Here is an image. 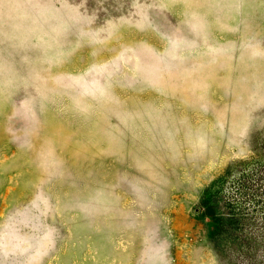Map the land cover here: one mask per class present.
Segmentation results:
<instances>
[{
    "label": "rangeland",
    "instance_id": "1",
    "mask_svg": "<svg viewBox=\"0 0 264 264\" xmlns=\"http://www.w3.org/2000/svg\"><path fill=\"white\" fill-rule=\"evenodd\" d=\"M0 264H264V0H0Z\"/></svg>",
    "mask_w": 264,
    "mask_h": 264
}]
</instances>
